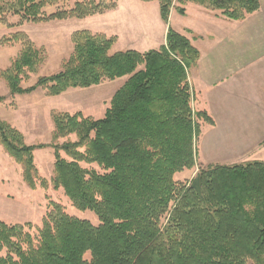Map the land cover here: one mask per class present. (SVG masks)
Listing matches in <instances>:
<instances>
[{
    "label": "trees",
    "instance_id": "16d2710c",
    "mask_svg": "<svg viewBox=\"0 0 264 264\" xmlns=\"http://www.w3.org/2000/svg\"><path fill=\"white\" fill-rule=\"evenodd\" d=\"M61 1L0 0V22L7 13L43 22L81 19L117 7V0H81L46 11ZM157 1L168 25L171 10L184 14L189 2L234 20L260 8L259 0ZM11 40L23 43L12 65L0 72L11 94L44 87L56 96L69 88L129 78L101 118L53 112V140L77 136L50 144L55 150L53 187L63 188L76 208L93 211L99 224L71 215L54 200L36 233L26 230L33 227L30 222L0 220V264H264L263 160L211 164L191 179L175 178L196 165L197 119L214 124L206 110L192 104L188 71L200 51L188 36L169 25L166 43L159 48L113 52L116 36L77 30L62 70L28 88L21 82L43 62L42 50L23 32ZM4 99L0 96V103ZM0 144L22 165L29 187H48L34 151L49 145L27 144L20 130L1 119Z\"/></svg>",
    "mask_w": 264,
    "mask_h": 264
},
{
    "label": "rangeland",
    "instance_id": "374dc122",
    "mask_svg": "<svg viewBox=\"0 0 264 264\" xmlns=\"http://www.w3.org/2000/svg\"><path fill=\"white\" fill-rule=\"evenodd\" d=\"M76 1L81 0H63L58 5L45 9L50 13L58 7L70 8ZM119 3V9L115 12L81 19L32 22L22 21L20 16L11 13L3 15V20L0 22V72L12 65L23 48L22 41L11 40L12 35L17 32L25 33L35 47L42 50L44 56L37 71H29L28 76L23 78L21 86L24 88L35 85L42 76L62 70L64 60L74 49L72 34L77 30L87 29L95 33L103 31L102 33L108 36H116L113 52L152 49L156 39L151 32L158 31V23H161L162 28L165 23L160 17L158 1L147 3L142 0H119ZM178 14L176 13L175 16ZM175 22L174 18V24ZM128 78L129 76H124L115 80H106L87 88H69L60 95L52 96L44 87H38L31 93L11 94L7 82L0 76V96L5 97L0 103V119L20 130L27 144L49 145L34 151L39 175L47 179L48 187L44 188L38 183L36 189H32L23 179L22 165L16 162L0 144V220L21 224L30 222L33 227H26V230L36 233L37 227L42 224L50 200H54L63 204L71 215L99 224V219L93 211L76 208L63 188L53 187L51 179L55 170V150L50 144L77 140L76 134L53 140V112H81L87 117L101 118L110 106L115 92ZM192 104L198 110L195 100ZM197 121L200 124V134L195 143L196 165L176 173L177 180L191 179L201 168L211 164L264 161V138L223 136L226 133L223 128L212 129L213 124L204 119ZM61 155L70 159L63 151ZM81 164L86 168L99 169L97 164L86 162ZM86 257L90 258V254L87 253ZM246 264L254 263L249 260Z\"/></svg>",
    "mask_w": 264,
    "mask_h": 264
},
{
    "label": "crops",
    "instance_id": "0c3cea01",
    "mask_svg": "<svg viewBox=\"0 0 264 264\" xmlns=\"http://www.w3.org/2000/svg\"><path fill=\"white\" fill-rule=\"evenodd\" d=\"M259 1L260 8L242 20L193 2L185 5L184 14L171 10L169 25L200 51L197 64L188 71L195 103L214 120L212 129H224L223 136L264 138V0ZM119 6L118 0L117 8L104 14ZM169 25L162 28L158 23V31L151 32L156 39L153 48L166 43Z\"/></svg>",
    "mask_w": 264,
    "mask_h": 264
}]
</instances>
